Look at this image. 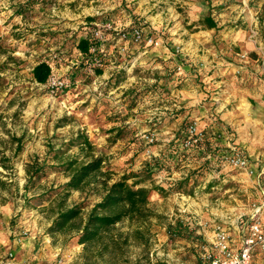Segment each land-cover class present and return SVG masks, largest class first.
<instances>
[{"label":"rangeland","instance_id":"1","mask_svg":"<svg viewBox=\"0 0 264 264\" xmlns=\"http://www.w3.org/2000/svg\"><path fill=\"white\" fill-rule=\"evenodd\" d=\"M46 1L47 5L41 3L38 9L42 15L30 20L32 25L15 30L13 16L5 13L13 0H0V149L10 158V168H0L8 182L5 188L0 187V236L17 239L36 234L35 240L40 243L34 242V252L43 251L51 223L49 199L68 180L55 151H67L65 158L80 154L79 146L68 143L82 132L105 155L115 179L128 170L143 171L154 158L164 161L162 171L143 183L152 189L151 207L157 214L151 219V264H202L211 246L214 225L221 223L233 232L242 219L239 216L247 217L246 211L255 208L260 197L259 189L247 185L254 184L252 177L245 176L251 175L225 160L239 148L216 147L210 152L209 134L196 119L182 123L174 136L179 140H164L165 132L177 131L176 114L160 112L163 97L173 88L165 87L158 78L157 72L164 70V59L152 56L146 60L142 52L169 43L168 28L174 22L171 18L180 12L189 20L195 0ZM139 8H150L151 17L141 16ZM160 12L167 19L165 29L152 26L160 19ZM89 17L97 20L89 21ZM104 22L128 31L141 27L146 37L159 39L162 45L125 41L116 32L107 31L102 47L97 41L93 50L97 59H84L77 50L81 27ZM169 47L178 55L166 60L171 81L180 72L178 66H183L184 57L180 56L182 46ZM43 60L52 62L55 77L66 81L56 94L51 93L48 82L40 84L33 78V67ZM101 66L104 72L97 74L96 68ZM192 124L203 137L187 146ZM120 130L123 132L118 137ZM147 135H155L156 140L148 142ZM15 138H21L19 152ZM37 162L44 166V175L30 182L26 168ZM221 170H226V180L219 179ZM168 176L172 178H164ZM98 200L94 190L74 191L68 205L85 203L87 213ZM12 252L11 248L0 249V264H14L16 256L11 257ZM256 255L255 264H264V254ZM80 256L75 246L67 245L52 262L43 264H82Z\"/></svg>","mask_w":264,"mask_h":264},{"label":"crops","instance_id":"2","mask_svg":"<svg viewBox=\"0 0 264 264\" xmlns=\"http://www.w3.org/2000/svg\"><path fill=\"white\" fill-rule=\"evenodd\" d=\"M191 5L189 20L188 16L180 12H176L171 18L174 22L168 28L169 43L159 48L147 47L142 52L146 55V60L152 56L164 59L161 61L164 63V70L157 72L158 78L165 87L173 88L168 96L163 97L160 112L176 114L178 118L174 125L177 131L170 134L165 132L164 140H179V137L174 136H177L182 123L188 119H196L200 127L205 128L209 134L210 152L216 147L236 145L249 157L254 173L245 176L249 179L252 177L254 184L247 185L259 189L257 193L260 205L264 202V21L261 20L264 0H195ZM40 7L30 5L29 0H13L5 13L10 12L13 16L11 25L19 30L32 25L30 20L37 19L38 14L42 15L43 11L38 10ZM23 9L28 11L23 12ZM150 10L139 8L137 12L149 19ZM162 14L160 12L157 16ZM209 20L213 25H209ZM166 22L167 19L161 16L152 26L165 29ZM174 44L182 46L180 56L184 57V63L183 69L169 81L167 67L170 64L166 60L178 56L169 47ZM154 50L158 51L153 52ZM242 53H247L248 58L243 60ZM225 172L226 170L219 171L221 181L226 180ZM255 211V208L247 210V217H239L250 219ZM261 215L264 220V208ZM232 233L235 244L242 245L244 234L241 226H235ZM35 238L36 234L17 239L3 235L0 236V249L5 247L13 250V257L16 256L14 264L52 262L62 250V246L54 245L52 237L46 233L43 251L35 253L34 242L38 245L40 243ZM210 238L212 241V234ZM75 248L81 254L83 246L75 245ZM263 254L258 253L256 257Z\"/></svg>","mask_w":264,"mask_h":264},{"label":"trees","instance_id":"3","mask_svg":"<svg viewBox=\"0 0 264 264\" xmlns=\"http://www.w3.org/2000/svg\"><path fill=\"white\" fill-rule=\"evenodd\" d=\"M41 3L47 5L48 2L29 0L30 5ZM88 20L94 21L97 17H89ZM89 25L81 27L77 50L84 59H97L96 52L92 50L94 42L86 36ZM209 25H213L211 20ZM100 56L104 63L105 56ZM32 72L36 82L45 84L53 75V67L49 61L43 60L33 67ZM103 72L102 66L96 68L97 74ZM122 132L120 130L118 137ZM15 141L18 142L16 152H19L22 149L21 138H15ZM68 145L79 146L81 153L65 158L67 151L62 148L55 151V156L61 160V170L68 180L61 189L55 191L56 196L49 199L51 223L47 234L52 237L53 244L62 247L82 245V264H151V219L157 214L151 207L152 189L143 183L162 171L164 161L154 158L143 171L126 173L115 179L105 155L98 152L88 134L78 133ZM8 161L10 158L0 149V168L9 169ZM26 171L28 180L34 182L44 175V166L38 162L33 163L27 166ZM4 176L0 170L1 188L8 184ZM156 189L164 192L161 188ZM91 190L97 192L99 200L89 212H85V203L68 205L74 191L84 193ZM136 248L140 252H136Z\"/></svg>","mask_w":264,"mask_h":264},{"label":"built area","instance_id":"4","mask_svg":"<svg viewBox=\"0 0 264 264\" xmlns=\"http://www.w3.org/2000/svg\"><path fill=\"white\" fill-rule=\"evenodd\" d=\"M116 32L122 40H132L135 43H142L146 41L148 45L160 46L162 41L153 37H146L144 29L141 27H135L131 31L117 27L111 22H104L97 26H89L86 36L93 42L92 50L97 49V41L100 42L102 47V41H105L106 32ZM180 49H177V53ZM58 58V54L55 55ZM241 58L243 60L248 58L247 53H242ZM53 67V63L50 62ZM54 69V67H53ZM182 65L178 66V70H182ZM66 81L55 77L54 73L48 80V87L52 94H56L58 90L63 88ZM190 138L186 145H191L199 142L203 133L200 132L195 124L189 126ZM148 142L152 143L156 140L155 135H147ZM225 160L231 166L245 170L249 174H253L254 170L251 168L249 158L243 150L238 149L235 152L225 156ZM264 208V202L260 205H255L256 211L251 215L250 219H241L239 225L243 232L242 245L237 246L235 244V238L227 226L223 224L214 225L213 240L211 246L205 254V259L202 264H253V258L257 253H264V220L261 215V210ZM201 225L206 226L207 223L201 222ZM13 257V253H10Z\"/></svg>","mask_w":264,"mask_h":264}]
</instances>
